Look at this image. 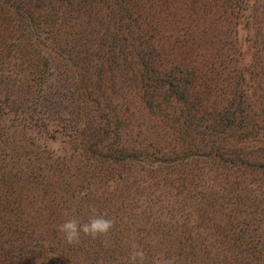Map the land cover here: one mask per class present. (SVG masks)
Here are the masks:
<instances>
[{
    "label": "rangeland",
    "instance_id": "374dc122",
    "mask_svg": "<svg viewBox=\"0 0 264 264\" xmlns=\"http://www.w3.org/2000/svg\"><path fill=\"white\" fill-rule=\"evenodd\" d=\"M126 1L136 18L134 37L148 38L156 49L161 45L166 55L171 54L162 58L193 73L200 84L192 98L202 105L204 115L238 110L244 117L240 133L246 139L238 131L228 141H222L226 135L217 137L216 145L215 137L213 143L205 140V144L200 135L184 138L183 131L172 125L178 111L170 108L161 116L148 114L122 88L131 98L120 94L116 100L115 114L122 119L127 106L130 117L123 132L127 139L121 137L124 144L172 156L170 152L177 149L190 148L195 154L199 142L208 149H219L221 155L215 160L193 157L187 162L165 163L160 172H152L136 166L90 164L71 137L72 124L79 120L78 104L73 100L60 107V120L58 116H51L54 121L44 118L37 122L29 115L5 116L0 128V264H126L134 248L143 250L144 264H234V257L246 248L240 244L238 250V243L232 240L230 246H224L220 232L226 227L222 218L230 214L249 219L241 212L249 209L235 204L238 199H251L250 209L261 201L264 209V0ZM93 12L104 14V6L97 5ZM87 19L82 18L81 24ZM44 45L58 53V45L47 41ZM28 50L5 65L0 82L7 77L9 84L21 81L23 87H36L29 61L38 63L39 55L48 56L41 47L32 56L33 50ZM49 58L54 80H47V88L71 86L74 79L66 73L64 63L57 56ZM58 72L63 73L60 80ZM4 86L0 83V98L6 92ZM128 89L131 92L132 87ZM92 109L90 105L88 110ZM183 115L184 109H180V117ZM176 140L184 147H177ZM235 156L238 165L224 168ZM247 162L260 165L259 170L248 167ZM177 204L183 207L179 213L174 210ZM205 209L209 222L202 217ZM262 211L249 226L259 229L257 249L264 241ZM100 214L111 219L113 227L96 238L81 234L79 242L68 245L56 230L66 220L86 223ZM166 224L189 227L190 236L200 244L205 241L193 262L176 257L175 242L163 238ZM250 228L245 229V237L255 235L252 230L250 235Z\"/></svg>",
    "mask_w": 264,
    "mask_h": 264
},
{
    "label": "trees",
    "instance_id": "16d2710c",
    "mask_svg": "<svg viewBox=\"0 0 264 264\" xmlns=\"http://www.w3.org/2000/svg\"><path fill=\"white\" fill-rule=\"evenodd\" d=\"M100 4L104 6V14L93 12ZM92 15L95 19H90ZM86 16L88 19L82 25V18ZM97 16L99 28L96 30L97 25L93 24ZM69 23L73 26H69ZM134 24L136 18L126 0H0V71H4L9 66V61L16 59L18 54L29 53L28 49L33 50L32 56L41 47L48 56L46 58L39 55L38 63L29 61L28 65L34 68L31 73L34 78L31 81L36 87L25 83L23 87L21 81L9 84L7 77L0 82L6 88V92L2 93L3 98H0V128L3 119L9 114L17 118L29 115L36 122L44 118L54 121L56 118L51 119V116H58L60 120V107L73 100L78 104L79 120L72 124L71 132L74 136L71 137L90 164L104 163L127 168L136 166L160 172L165 163L187 162L193 157L220 159L219 149H208L199 142L196 151L201 153H191L190 148L183 151L177 149L176 152H170L173 157L168 153L159 155V151L150 154L146 149L129 145V142L124 144L121 137L127 139L123 135L129 123L128 112L125 111L127 106L122 119L115 114L116 100L120 99V94L131 99L122 91L123 88L131 97H135L139 106L148 114L160 113L161 116V112H167L170 108L178 111L179 117H175L172 125L176 131H183L181 136L184 138L200 135L205 144V140L213 143L211 138L215 137L216 145L217 137L225 138L226 135L228 138L222 141H228L235 138L232 132L238 131L240 138L245 140L246 135L240 133L243 115L236 109L216 113L212 111L204 115L200 109L202 105L192 98L194 89L200 84L195 81L193 73L187 67L173 65V62L162 58L171 54L166 55L161 45L156 49L151 47L148 38H135ZM66 28L73 29L74 32L71 33ZM41 39L58 45V53L44 45L45 42L42 45L39 41ZM32 40L34 44H31ZM49 56H57L64 63L66 73L74 79L71 86L55 85L47 88V80L54 76L50 73L52 66ZM62 74L58 72V80ZM128 87H132L131 92ZM111 103L116 107L112 108ZM90 105L94 111L88 110ZM180 109H184L186 115L180 117ZM169 115L167 116L170 117ZM175 143L177 147H184L177 140ZM237 159V156L232 157L224 168H234L238 165ZM246 165L257 171L260 168V165L252 162H247ZM250 200L244 197L235 202L237 206L250 210L241 211L245 216H250L249 219L231 217V214L222 218L226 225L220 232L224 239L223 245L230 246L232 240L233 243H238V250L241 248L240 244L246 247L234 257V264H264V241L257 249L255 243L261 242L256 240L259 229L249 227L254 216L263 212V204L258 201L250 209L247 205ZM203 204L211 208L219 206L214 203ZM174 210L179 213L183 207L177 204ZM233 211L240 214L239 210L230 208V212ZM204 214L209 218L206 209L203 210L202 217L204 221H208ZM171 225L173 224L163 227V238H167L168 242H175L174 250L179 260L193 262L198 248H205V241L200 244L190 236L189 227L178 229ZM246 228H250V235L251 230L255 233L254 236L251 235L253 238L245 237ZM262 237L264 239V234Z\"/></svg>",
    "mask_w": 264,
    "mask_h": 264
},
{
    "label": "clouds",
    "instance_id": "9594fccd",
    "mask_svg": "<svg viewBox=\"0 0 264 264\" xmlns=\"http://www.w3.org/2000/svg\"><path fill=\"white\" fill-rule=\"evenodd\" d=\"M113 227V221L106 218L104 214L95 215L86 223L77 219H69L58 225L57 232L62 235L66 244L72 245L79 242L81 234L96 238L99 235L107 234ZM126 264H144V252L134 248L130 253Z\"/></svg>",
    "mask_w": 264,
    "mask_h": 264
}]
</instances>
